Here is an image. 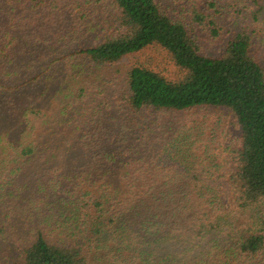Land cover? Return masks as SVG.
I'll list each match as a JSON object with an SVG mask.
<instances>
[{
  "label": "trees",
  "instance_id": "trees-1",
  "mask_svg": "<svg viewBox=\"0 0 264 264\" xmlns=\"http://www.w3.org/2000/svg\"><path fill=\"white\" fill-rule=\"evenodd\" d=\"M178 1L0 0V245L22 264H264V0L227 40L222 0ZM148 51L108 100L103 70ZM210 108L239 131L210 151L165 119Z\"/></svg>",
  "mask_w": 264,
  "mask_h": 264
},
{
  "label": "rangeland",
  "instance_id": "rangeland-1",
  "mask_svg": "<svg viewBox=\"0 0 264 264\" xmlns=\"http://www.w3.org/2000/svg\"><path fill=\"white\" fill-rule=\"evenodd\" d=\"M175 1L179 2L178 0H167V3L173 5ZM222 1L225 5V11L223 14L225 18L224 26L226 27V40L229 38V36L235 33L250 31V19L252 18V13L255 12L253 7L251 10H249L252 4L247 0ZM240 5L243 7L244 11L239 8ZM262 18H264V15ZM257 43V56L264 64V32L260 34V37L257 39ZM222 48L223 44H219L213 48L209 47L208 52L211 54H217ZM163 62L164 60L162 57L148 51L134 55L122 61L120 64V72L116 73L115 70H111V68L103 70L102 75L105 76L107 84V92L105 94L107 99L117 100L122 96L125 81L120 80V78L124 76L127 70L135 64L152 63L153 68H158ZM4 109L5 107H0V113ZM165 119H167V121L172 120V122L176 123H186L189 120V122L192 123V128L194 129V139L205 141L208 144L206 151H210V148H219L222 143L229 144L230 140H232V137L239 133L237 123L230 112L220 109L210 108L197 110L193 115H184L178 113L170 114L169 117H165ZM190 154H192V156L197 155L201 157L196 151H193ZM14 249L18 252L22 249V247H19L18 244H15ZM22 263H24L22 257L14 255L13 249L1 247L0 245V264Z\"/></svg>",
  "mask_w": 264,
  "mask_h": 264
}]
</instances>
